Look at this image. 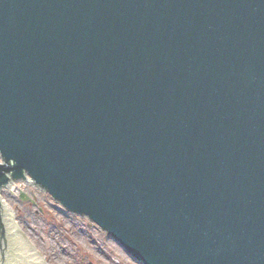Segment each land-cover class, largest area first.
Returning <instances> with one entry per match:
<instances>
[{"label":"water","instance_id":"obj_1","mask_svg":"<svg viewBox=\"0 0 264 264\" xmlns=\"http://www.w3.org/2000/svg\"><path fill=\"white\" fill-rule=\"evenodd\" d=\"M0 159V264H46L22 180L142 264H264V0H0Z\"/></svg>","mask_w":264,"mask_h":264},{"label":"rangeland","instance_id":"obj_2","mask_svg":"<svg viewBox=\"0 0 264 264\" xmlns=\"http://www.w3.org/2000/svg\"><path fill=\"white\" fill-rule=\"evenodd\" d=\"M22 190L28 199H21ZM2 196L13 205L17 225L46 264H141L95 222L66 212L46 190L27 183L4 189Z\"/></svg>","mask_w":264,"mask_h":264},{"label":"bare ground","instance_id":"obj_3","mask_svg":"<svg viewBox=\"0 0 264 264\" xmlns=\"http://www.w3.org/2000/svg\"><path fill=\"white\" fill-rule=\"evenodd\" d=\"M1 160V159H0ZM27 184V182H25V181H20V182H16V183H14L12 186H11V188L9 189V190H14L15 189V187L17 186V188H19V189H21L23 186H25Z\"/></svg>","mask_w":264,"mask_h":264}]
</instances>
